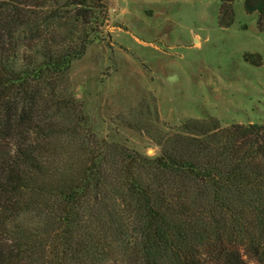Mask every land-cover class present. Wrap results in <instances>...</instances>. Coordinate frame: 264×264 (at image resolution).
Listing matches in <instances>:
<instances>
[{
    "label": "trees",
    "instance_id": "obj_1",
    "mask_svg": "<svg viewBox=\"0 0 264 264\" xmlns=\"http://www.w3.org/2000/svg\"><path fill=\"white\" fill-rule=\"evenodd\" d=\"M104 1L0 0V264H264V125L188 119L157 156L91 130L68 73ZM244 10L264 32V0Z\"/></svg>",
    "mask_w": 264,
    "mask_h": 264
},
{
    "label": "rangeland",
    "instance_id": "obj_2",
    "mask_svg": "<svg viewBox=\"0 0 264 264\" xmlns=\"http://www.w3.org/2000/svg\"><path fill=\"white\" fill-rule=\"evenodd\" d=\"M104 3L103 33L68 73L71 93L99 139L157 156L152 136L172 133L188 119L264 125V32L244 0L233 2L229 28L218 25L219 0ZM246 54L260 65L245 61Z\"/></svg>",
    "mask_w": 264,
    "mask_h": 264
}]
</instances>
